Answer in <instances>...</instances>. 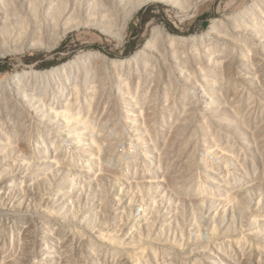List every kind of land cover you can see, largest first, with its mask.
<instances>
[{"label": "bare ground", "instance_id": "6f19581e", "mask_svg": "<svg viewBox=\"0 0 264 264\" xmlns=\"http://www.w3.org/2000/svg\"><path fill=\"white\" fill-rule=\"evenodd\" d=\"M202 1L0 0V55L38 48L50 51L66 34L80 29H96L122 40L132 15L146 4L162 2L187 13ZM216 70L227 76H217ZM232 73L243 77L244 83L255 81L264 88V79H260L264 77V0H249L240 9L212 19L197 34L176 35L154 26L143 46L125 58L88 50L48 69L0 75V226L7 230L5 238H0V264H80L72 260V252L92 255L88 262L94 258L97 264H188L191 245L221 254L226 243L229 253L236 248L243 252L246 243L256 247L235 225L223 229L213 220L203 228L213 236L202 239V225L195 219L201 228L196 225L192 244L187 241L191 234L184 238L182 228L181 241L175 240L173 246L144 244V238L151 240L159 208L166 213L162 218H169L166 210L170 206L160 204L162 199L148 188L150 197L141 195L137 200L142 215H135L134 198L124 205L121 192L110 196L99 176L127 185L136 179L123 170L112 171L108 164L112 146L106 143L109 137L104 125L114 120L113 114L129 149L135 151L134 140L155 142L151 122L158 111L160 124L178 129L182 120L168 101L175 92L182 99L183 113L207 120L206 113L223 104L235 114L227 85L231 83L234 94L249 89L230 76ZM219 142L214 143L216 153L227 155ZM80 148L87 149L84 156L78 152ZM167 180L161 175L157 181L170 192ZM41 186H45L46 196ZM179 205L172 204L175 209ZM191 208L193 217L196 207ZM121 212L127 213L128 224L118 215ZM117 215L120 223L111 224ZM165 222L170 224V220ZM239 230H244L242 223Z\"/></svg>", "mask_w": 264, "mask_h": 264}, {"label": "rangeland", "instance_id": "374dc122", "mask_svg": "<svg viewBox=\"0 0 264 264\" xmlns=\"http://www.w3.org/2000/svg\"><path fill=\"white\" fill-rule=\"evenodd\" d=\"M248 1L205 0L187 13H182L177 7L162 2L149 3L132 15L122 40L111 38L96 29L72 31L66 34L50 51L38 48L28 50L23 54L0 55V67L3 68L0 75L29 69H48L68 61L75 54L88 50L99 51L110 58H125L143 46L149 36L150 29L154 26H162L169 33L176 35L187 36L201 33L208 28L212 19L220 18L238 10L246 5ZM219 72L222 71H217V76L220 74ZM224 74L227 76L226 73H222L219 77L223 76L225 78ZM231 75L238 83L245 84V87L249 89V91L235 92L236 94H234L231 83L228 82L230 83L227 85L230 97L233 98L235 109L237 108L235 114L225 106L223 107V104L214 111L206 113L207 120L201 119L197 114L183 113L182 99L179 93L173 92L174 95L170 96L168 101L175 114L182 120L178 129L173 131L168 129L169 127L166 124H160L162 114L158 111L151 122L155 136L154 145L148 139H144V143L134 140L135 151L129 149V141L123 138L119 131L116 121L117 115L116 117H114L115 114L112 115V119L114 118V120H111L112 123L109 120L104 125L105 132L109 137L106 143L110 144L111 142L112 144H110L112 147L108 152L109 162L107 161L111 169L113 168L112 171L123 170L122 172L127 173L130 178H136L129 179L131 180L130 185H127L124 181L120 180L119 184L111 178L108 179L109 182L103 177L104 175H99L104 180L107 193L113 196L116 191H120L121 197H125L123 198L124 205L127 203L128 198H134L132 201L135 203L133 207L135 215H142L138 207L140 203L137 200L141 198V195L143 199L150 197L148 188L155 193L157 198L162 199L160 204L162 202V204L166 203L170 206L166 210L169 218H162V215L166 213H164L162 207L159 208L158 216L154 217L156 227L154 226L152 234L148 238L151 240H145L146 238H144V244L151 241L159 248L173 246L175 240L179 239L181 241L180 228L183 229L182 234L186 235L184 238H188V234H191L187 241L192 244L196 229L201 225L202 239L212 237V232L209 233V230L203 231V228L209 226L212 220L223 229L229 230L232 229V225H235L234 229L236 231H240L239 233L242 231L244 237L249 239V242L253 245L256 243L254 248L246 243L243 252H239L233 246L236 250L230 253L229 246L226 243L223 244L225 251L222 254L209 251L208 248L198 247L199 245H191L193 249H188V253H191L187 255L188 264H264V88H259L255 81L248 84L244 83L243 77L239 74L236 77L233 73ZM261 78L264 79V77ZM161 100H159V104H161ZM183 114H186L187 117ZM111 138L112 140H110ZM215 141L222 143V146L228 151L227 155L216 153ZM86 150L80 148L78 152L82 154ZM135 170L137 171L136 174L134 173ZM161 175L165 176L166 180L168 179L169 189L174 190V192H169L165 184L157 181ZM51 179L52 183H56L54 178ZM91 186L92 189L95 188V184L92 183ZM43 187L45 186H41V190L44 191V196H46ZM83 188L88 189L85 184ZM163 188L167 192L163 191ZM168 200L170 201L167 203ZM88 201L87 205L89 204ZM175 201L179 202L176 203ZM172 204L174 206L175 204L180 205L175 209ZM114 205L111 207V212L116 211ZM193 205L196 207L197 214L192 217L191 207ZM79 209L82 210V208ZM124 209L126 212L129 211L127 207ZM174 210L178 211L177 216L174 215L176 213ZM216 212L218 217L215 216ZM126 214L121 212L118 215H122V220L128 224L129 219L126 218ZM118 215L114 219L115 221H111V224L117 225L120 223ZM175 218H178V225ZM231 218L235 224L231 221ZM194 219L200 226L194 223ZM167 220H170L169 225H165ZM225 222L226 224H224ZM240 222L244 230H239ZM246 231L250 232L247 233ZM6 234L5 226H0V238H5ZM144 235H146L145 228ZM133 238L137 240L138 236L133 234ZM71 246L74 245L70 244L69 247ZM70 255L72 260L76 261L75 263L79 262L80 264H89L88 259L92 257V255H88L89 258L83 252L80 256L75 252L70 253ZM80 260H82V263ZM83 261L85 262L83 263ZM96 262L93 258L90 264H97ZM159 262L161 264L168 263L166 261L164 263ZM110 263L115 264L114 261Z\"/></svg>", "mask_w": 264, "mask_h": 264}, {"label": "trees", "instance_id": "16d2710c", "mask_svg": "<svg viewBox=\"0 0 264 264\" xmlns=\"http://www.w3.org/2000/svg\"><path fill=\"white\" fill-rule=\"evenodd\" d=\"M47 65H49V64H47ZM2 69H3V68L0 67V71H1Z\"/></svg>", "mask_w": 264, "mask_h": 264}]
</instances>
